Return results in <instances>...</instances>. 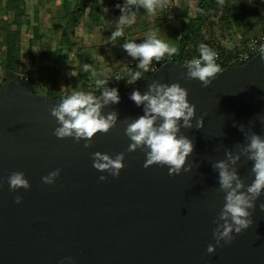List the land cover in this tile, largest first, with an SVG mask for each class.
Returning <instances> with one entry per match:
<instances>
[{"label":"water","instance_id":"95a60500","mask_svg":"<svg viewBox=\"0 0 264 264\" xmlns=\"http://www.w3.org/2000/svg\"><path fill=\"white\" fill-rule=\"evenodd\" d=\"M184 67L164 64L118 104L104 107L105 115L117 113L116 126L97 133L89 148L84 140L53 134L58 124L50 107L60 100L41 96L30 82L12 80L0 88V264H264V193L249 210L252 225L233 233L231 244L207 252L225 203L211 164L246 143L239 125L264 137V53L221 70L207 88L182 78ZM153 81L186 88L196 118L203 117L202 129L180 131L193 140L186 161L191 171L145 168L144 151H127L123 121L143 115L130 96L144 94ZM97 151L125 154L118 177L93 167ZM253 163L242 156L236 165L246 185L254 179ZM56 169L55 183L44 184L42 177ZM16 171L25 174L29 189L9 190L7 178ZM101 175L107 179L100 181Z\"/></svg>","mask_w":264,"mask_h":264},{"label":"clouds","instance_id":"9594fccd","mask_svg":"<svg viewBox=\"0 0 264 264\" xmlns=\"http://www.w3.org/2000/svg\"><path fill=\"white\" fill-rule=\"evenodd\" d=\"M138 5L144 8L149 14H155L157 8L166 6V0H125L123 5L117 4L121 15L118 17V27L109 37L110 41H116L123 36L121 25L131 24L135 19V12L132 6ZM103 11L106 13L107 8ZM123 49L133 59L139 58L138 69L135 71L128 83H133L143 78V72L149 71V66L153 60L159 62L167 53L169 57L177 53V48L169 46L168 43L157 37V33L152 31L142 43L135 41H125ZM264 53V46L260 48ZM199 58H192L186 62L184 68L187 69L182 78L187 80L198 79L203 87L207 88L222 73L220 66L216 63L218 54L208 45H199ZM83 69L88 72L92 69L89 64H84ZM94 74V72H93ZM76 76V72L71 73ZM117 80L120 77H116ZM107 81H97L98 87L105 85ZM188 90L179 83L171 85L153 81L148 84V89L144 94L140 91H133L130 99L139 106H143V115L135 119H125L123 124L125 135L131 143L128 152L141 149L146 154L145 168L154 164L168 167L169 175H179L182 171H191V165L186 167L187 158L193 153V140L180 134L181 128L196 129L203 128V117L196 118V106L188 99ZM120 101L117 88L103 87L101 95L74 91L70 95L50 107V114L56 118L58 126L53 134L59 139L73 138L79 142L84 140V147L92 146L91 141L97 133H108L116 126L117 113L112 111L105 115L102 109L111 104H118ZM195 119V125L193 120ZM264 123V117H261ZM235 126V125H234ZM239 130L244 134L246 143L237 145L238 151L225 150V159L213 162L212 168L218 173V191L225 193V203L214 221L216 228L213 229L215 245L209 244L207 252L212 254L217 247L224 244H231L235 234H240L248 229L253 221L250 209L256 207V201L264 193V137L251 131L246 132L243 124L239 125ZM253 161L251 172L254 179L251 184H245L236 168L241 157ZM124 153H119L113 158L107 153L99 151L93 153V167L100 172H108L113 177H118L120 171L125 167L123 161ZM60 169L50 172L42 177L44 184H54L60 175ZM10 191L23 188H30L29 181L23 172H12L8 176ZM107 177L101 175L100 181ZM22 197L16 196L15 203L20 204ZM264 210V203L260 204ZM223 241V244L221 243ZM71 261V257L64 258ZM64 264V261H61Z\"/></svg>","mask_w":264,"mask_h":264},{"label":"crops","instance_id":"0c3cea01","mask_svg":"<svg viewBox=\"0 0 264 264\" xmlns=\"http://www.w3.org/2000/svg\"><path fill=\"white\" fill-rule=\"evenodd\" d=\"M189 1L166 0V6L157 8L155 14H149L138 5L132 6L135 19L131 24L119 26L123 30V36L118 37L121 43H116V41H110L109 37L117 29V20L121 15L116 5H123L125 0H98L99 12L94 16L87 15L88 13L86 16L80 15L78 11L80 0H37L34 37L37 38L39 44L38 49L35 50L36 56L32 61V68L28 66L29 72L26 75H30L47 86H57L60 93L64 90L70 94L77 90L86 93L85 85L90 79L107 81L106 85L111 86L113 85L111 70L116 69L119 63L130 57L122 44L125 41L142 43L144 40L139 38L140 41H137V37L142 33H147L141 36L146 39L152 30L164 42L167 37H174L177 40L176 32L168 27L160 28V24L155 22V16L157 14L180 15L185 19V16L189 14ZM104 8L108 9L106 13L103 11ZM112 20L114 26L107 25ZM150 23L153 24L152 27L149 26ZM180 24L183 26L182 23ZM261 33L253 34V31L244 28L237 31L241 43L244 42L243 39H249ZM107 46L111 48L115 56L105 50ZM84 64L91 65L92 69L85 72ZM26 65L28 64L22 63L21 67ZM73 71L77 73L76 76L71 75Z\"/></svg>","mask_w":264,"mask_h":264},{"label":"rangeland","instance_id":"374dc122","mask_svg":"<svg viewBox=\"0 0 264 264\" xmlns=\"http://www.w3.org/2000/svg\"><path fill=\"white\" fill-rule=\"evenodd\" d=\"M228 1L230 2L232 10H234L235 12V13L233 12L232 15L229 16L230 22H219V20L216 19L215 20L216 24H214L213 26L211 25V27L213 28L215 27L216 29V37H215L216 47L217 48L219 47L221 50L235 49L237 46L246 43L245 41L246 39H243L242 41L244 42L242 43L239 42L240 36L237 35V31L242 30V28L253 31V34L261 33L264 30V0H228ZM36 2L37 0H0V64L2 66H4L5 64L8 54V47L11 40L10 35L12 34V32L17 33L19 34V37H17L15 41L19 45L20 51L18 56L21 62V66L22 63L28 64L23 68L21 67L20 72L24 74H28L29 72L27 69L28 66L32 68V61L35 59L36 56L35 50L38 49V44H39L37 38L34 37L36 34V33L34 34ZM198 2L200 1L199 0L189 1V6H188L189 14L185 16V19L184 16H180V15L170 16L167 14L166 15L157 14L155 16L156 19L155 22L160 24L161 26L160 28L163 29L168 27L169 29H173L174 32H176L177 34L182 27L180 23H182V25H188L191 22V20L196 17L197 5L199 4ZM40 13L44 14L41 11ZM170 17H173V19H170ZM107 25L114 26V21L112 20L108 22ZM149 26L152 27L153 24L150 23ZM143 35H147V33H142V35L138 36L137 41H140L139 38L145 40L144 38L141 37ZM117 39H116V43H121V40L119 39L117 40ZM179 41H180L179 37L177 38V40L174 39V37L166 38V42L169 44V46H174L177 48V50L179 48V43H180ZM105 50H108L110 55L115 54L108 46ZM117 58L119 60L121 59L120 57ZM129 58L132 57H128V59ZM113 70H111L112 73L114 72ZM1 82L2 81H0V83ZM63 92H66V90H64Z\"/></svg>","mask_w":264,"mask_h":264},{"label":"trees","instance_id":"16d2710c","mask_svg":"<svg viewBox=\"0 0 264 264\" xmlns=\"http://www.w3.org/2000/svg\"><path fill=\"white\" fill-rule=\"evenodd\" d=\"M78 6V11L80 12V15H86L88 13L87 15L94 16L95 13L99 12L98 0H80ZM231 15L232 8L228 0H200L197 7L196 17L193 18L188 25H183L181 30L176 34L180 39L178 51L176 54L173 55L177 60L176 62L181 65L182 60H184L185 58H191L195 56L199 57V45L201 43L208 45L216 53H220L223 57L228 58L234 52H240L241 49L246 48L247 44L252 38H258L264 34L263 30L261 34L246 39L245 44L237 46L235 49L221 50L219 47L217 48L215 41L216 30L215 27L213 28L211 27V25L213 26L214 24H216V19H218L219 22H230L229 16ZM10 36L11 40L8 47V54L5 64L3 66L5 71V77L0 83V88H4L12 80L20 82V75L23 74L26 76L28 82L34 85L36 93L40 94L43 97L58 99L61 101L62 98H60V91L58 90V88H56L57 86H47V84L33 79L30 75H26L20 72L21 62L18 56L20 50L19 45L15 41V39L19 37V34L12 32ZM168 57V54H165L162 59H167ZM137 71L142 70L138 69ZM147 75V73L143 72V78ZM143 78L130 84L128 83V81L131 79L130 77L129 80H127L120 86L113 83V85L109 86V88H117L120 97L135 88L141 87ZM88 81H93L97 83V81L93 79H90ZM101 92L102 91L97 92L93 95L99 96L101 95Z\"/></svg>","mask_w":264,"mask_h":264},{"label":"built area","instance_id":"2783aa9c","mask_svg":"<svg viewBox=\"0 0 264 264\" xmlns=\"http://www.w3.org/2000/svg\"><path fill=\"white\" fill-rule=\"evenodd\" d=\"M264 46V34L261 35L258 38H252L250 42L247 44L246 48L241 49L240 52H234L231 56L228 58L223 57L220 53L218 54V57L216 59V63L220 66L221 70L230 68V67H238L245 65L249 61H251L254 57H256L258 54H260V48ZM194 57L191 58H185L182 60V64L180 65L177 63L175 56L168 57L167 59H161L159 62L153 60L152 64L149 66V71L145 72L148 75L154 74L156 71H158L164 64L167 63H174L179 66H186V62L191 60ZM195 58H199L195 56ZM139 64V59H133L129 58L127 60H124L121 62L116 69L114 70L112 74V81L114 84L121 85L125 83L132 74H134L135 71L138 70L137 65ZM141 70V69H140ZM143 71V70H142ZM147 75V76H148ZM5 77V71L3 66L0 64V81H2ZM116 77H120L119 80L116 79ZM20 82H28L25 75H20ZM103 87H108V85H103L101 87H98L97 83L93 81H88L86 83V93H92L95 94L97 92L102 91ZM60 98H64L70 93L68 92H61Z\"/></svg>","mask_w":264,"mask_h":264}]
</instances>
